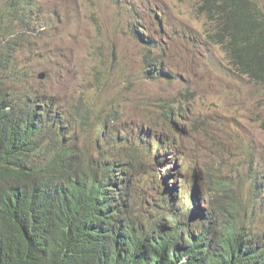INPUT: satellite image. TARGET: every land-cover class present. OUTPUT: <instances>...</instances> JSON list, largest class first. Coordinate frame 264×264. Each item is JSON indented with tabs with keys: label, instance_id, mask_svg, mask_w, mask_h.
<instances>
[{
	"label": "trees",
	"instance_id": "obj_1",
	"mask_svg": "<svg viewBox=\"0 0 264 264\" xmlns=\"http://www.w3.org/2000/svg\"><path fill=\"white\" fill-rule=\"evenodd\" d=\"M198 1L213 24L209 37L264 89L262 7ZM28 2L4 0L0 7V264H264L258 168L236 187L220 184L205 215L187 187L183 201L168 186L170 198L149 196L140 159L152 152L150 142L149 151L127 149L112 129L115 114L89 140L97 158L74 148L65 132L71 123L64 127L60 113L40 109L23 85L18 54L21 29L33 18ZM92 118V111L81 115V125L91 126ZM170 128L179 132L174 120Z\"/></svg>",
	"mask_w": 264,
	"mask_h": 264
},
{
	"label": "rangeland",
	"instance_id": "obj_2",
	"mask_svg": "<svg viewBox=\"0 0 264 264\" xmlns=\"http://www.w3.org/2000/svg\"><path fill=\"white\" fill-rule=\"evenodd\" d=\"M252 1L264 10V0ZM28 3L33 18L21 29L18 54L23 85L40 109L60 113L64 127L71 123L65 132L78 152L88 149L97 158L89 140L115 114L112 129L127 149L148 150L150 142L152 152L140 159L149 196L170 198L168 186L183 201L184 188H192L205 215L220 184L236 187L250 167L264 175V89L209 37L213 24L198 0ZM172 110L179 132L169 128ZM88 111L93 118L84 127L80 117ZM169 133L175 140L160 156L153 139ZM259 207L263 231L264 204Z\"/></svg>",
	"mask_w": 264,
	"mask_h": 264
},
{
	"label": "clouds",
	"instance_id": "obj_3",
	"mask_svg": "<svg viewBox=\"0 0 264 264\" xmlns=\"http://www.w3.org/2000/svg\"><path fill=\"white\" fill-rule=\"evenodd\" d=\"M149 66H151V65H149ZM155 70L156 71H154V72H157V74H159L158 73V71H159V69L157 68H155ZM153 74H154V72L153 71H151ZM163 72V71H162ZM160 73H161V71H160ZM157 78V77H156ZM172 113L175 115V113L173 112V110H172ZM172 113H171V117H170V121H171V123H173V120L175 119V116H174V118H172ZM168 116V115H167ZM172 125V124H171ZM169 128H170V125H169ZM171 130H175L174 128L172 129V128H170ZM177 132V131H176ZM154 139H155V137H154ZM153 139V140H154ZM174 140H175V137L173 136V135H171L170 133H169V135H167V136H165L164 138H163V140L162 139H160V137H159V141H161V146L163 147V150L161 149H158V143H156L157 144V152H158V154L161 156V155H163V154H168L169 152H170V150H169V146L172 144V142H174ZM154 141H156V140H154ZM152 148V147H151ZM163 163H160V165H162ZM200 176V175H199ZM200 198V197H199ZM214 204L212 203V204H210V207H212Z\"/></svg>",
	"mask_w": 264,
	"mask_h": 264
},
{
	"label": "water",
	"instance_id": "obj_4",
	"mask_svg": "<svg viewBox=\"0 0 264 264\" xmlns=\"http://www.w3.org/2000/svg\"><path fill=\"white\" fill-rule=\"evenodd\" d=\"M39 78L42 79V80L45 79V78H46V74H45V73H41V74L39 75ZM196 176H197V177H196ZM196 176H195V178H194V179H195L194 182L196 181V179H197L198 181H199V179H200V176H199V175H196ZM198 181H197V182H198ZM193 186H194V184H193ZM190 190L193 192V189H192V188H191Z\"/></svg>",
	"mask_w": 264,
	"mask_h": 264
}]
</instances>
